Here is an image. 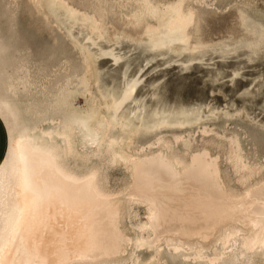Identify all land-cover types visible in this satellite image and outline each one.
<instances>
[{
	"label": "rangeland",
	"instance_id": "rangeland-1",
	"mask_svg": "<svg viewBox=\"0 0 264 264\" xmlns=\"http://www.w3.org/2000/svg\"><path fill=\"white\" fill-rule=\"evenodd\" d=\"M61 5L0 0V136L6 143L23 131L62 126L73 118L71 110L83 115L90 105L103 109V95L119 94L134 81L118 111L144 125L132 135V151L169 146L168 152L188 160L206 149L235 192L264 177V0H62ZM178 5L192 14V22L162 42L169 35L163 13ZM63 95H69V111L57 104ZM110 134L126 135L118 128ZM74 139L79 155L70 156L69 164L80 173L97 171L103 189L122 196L130 181L123 162L91 155L94 146L78 131ZM84 153L89 158H81ZM237 156L259 169L246 183L234 166ZM123 203L124 249L108 264H264V249L243 256L232 241L204 245V260L191 251L175 252L165 239L157 246L139 244L148 237L138 226L146 222L147 209L141 202ZM3 225L0 210V229ZM220 253L221 260L208 262ZM102 263L107 264H94Z\"/></svg>",
	"mask_w": 264,
	"mask_h": 264
},
{
	"label": "bare ground",
	"instance_id": "bare-ground-1",
	"mask_svg": "<svg viewBox=\"0 0 264 264\" xmlns=\"http://www.w3.org/2000/svg\"><path fill=\"white\" fill-rule=\"evenodd\" d=\"M49 1L62 7V0ZM146 8L155 13L152 7ZM163 15L169 35H154L162 42L178 37L180 30L192 22V14H184L179 5L167 8ZM83 84L87 91L88 79L84 78ZM134 85L130 81L119 94L103 95V109L101 105H90L83 115L71 110L69 95H63L57 104L73 112L70 121L49 131H23L6 143L9 157L3 153L0 159V210L4 221L0 229V264L107 263L108 258L113 259L124 249L126 239L119 221L125 201L141 202L147 209L146 222L138 226L148 237L140 239L139 244L154 246L165 239L175 252L191 251L197 259L204 257L203 246H212L215 241L221 245L238 243L243 256L264 249V177L235 192L224 184L219 163L206 149L190 154L188 160L170 153L171 149L168 152L169 146L132 151V135L144 125L134 123L133 116L129 119L130 113L118 111ZM115 128L126 135L112 136L110 131ZM76 131L85 143L94 146L91 155H107V160L123 162L128 168L130 181L124 195L107 193L97 171L80 173L69 164L70 156L79 155L74 151ZM80 157L87 159L89 155ZM234 166L242 183L259 172L243 164L239 156ZM221 259L220 253L208 262Z\"/></svg>",
	"mask_w": 264,
	"mask_h": 264
},
{
	"label": "crops",
	"instance_id": "crops-1",
	"mask_svg": "<svg viewBox=\"0 0 264 264\" xmlns=\"http://www.w3.org/2000/svg\"><path fill=\"white\" fill-rule=\"evenodd\" d=\"M0 135H3V133L1 132ZM5 139H6V136H0V159L4 153L5 144H6Z\"/></svg>",
	"mask_w": 264,
	"mask_h": 264
}]
</instances>
